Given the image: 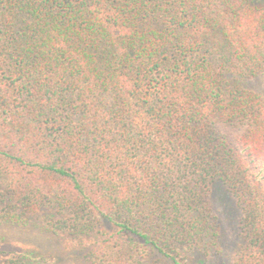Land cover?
<instances>
[{"label": "trees", "instance_id": "trees-1", "mask_svg": "<svg viewBox=\"0 0 264 264\" xmlns=\"http://www.w3.org/2000/svg\"><path fill=\"white\" fill-rule=\"evenodd\" d=\"M262 74L264 0H0V264L219 261L218 183L264 264Z\"/></svg>", "mask_w": 264, "mask_h": 264}, {"label": "rangeland", "instance_id": "rangeland-1", "mask_svg": "<svg viewBox=\"0 0 264 264\" xmlns=\"http://www.w3.org/2000/svg\"><path fill=\"white\" fill-rule=\"evenodd\" d=\"M254 86L264 95V74L254 81ZM210 201L212 203L213 213L219 225L220 251L218 256L220 260H216L215 262L214 259L209 258L205 263H201L200 257L195 256L190 264H230L229 260L234 252L237 251L240 244L239 223L241 220V211L237 206L235 197L224 185L218 183L212 187ZM0 239L2 242L6 243H18L24 248L23 250L25 252L32 253L34 258L43 254L50 255L52 252L57 253V251H54L53 247H51L54 245L53 242L46 240L45 237L40 239L36 237V235L34 237L33 235L30 236L17 225L11 226L7 223L0 225ZM67 250L66 253L69 254L64 256L65 259L63 258L64 260L59 262V264H86L83 258V254L87 252L86 249L72 248ZM79 254L81 257H79ZM156 261L157 263L159 262L158 264H164L161 259H156ZM29 264L44 263L31 260Z\"/></svg>", "mask_w": 264, "mask_h": 264}]
</instances>
